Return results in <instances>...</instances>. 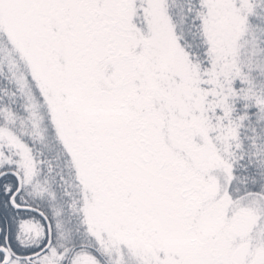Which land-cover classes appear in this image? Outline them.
Here are the masks:
<instances>
[{
    "label": "snow or ice",
    "instance_id": "1",
    "mask_svg": "<svg viewBox=\"0 0 264 264\" xmlns=\"http://www.w3.org/2000/svg\"><path fill=\"white\" fill-rule=\"evenodd\" d=\"M0 264H264V0H0Z\"/></svg>",
    "mask_w": 264,
    "mask_h": 264
}]
</instances>
